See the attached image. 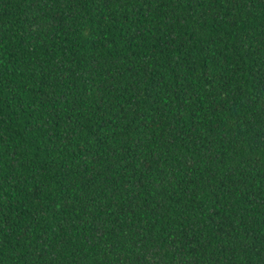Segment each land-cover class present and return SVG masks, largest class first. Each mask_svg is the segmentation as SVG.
I'll list each match as a JSON object with an SVG mask.
<instances>
[{
  "label": "trees",
  "instance_id": "1",
  "mask_svg": "<svg viewBox=\"0 0 264 264\" xmlns=\"http://www.w3.org/2000/svg\"><path fill=\"white\" fill-rule=\"evenodd\" d=\"M0 264H264V0H0Z\"/></svg>",
  "mask_w": 264,
  "mask_h": 264
}]
</instances>
